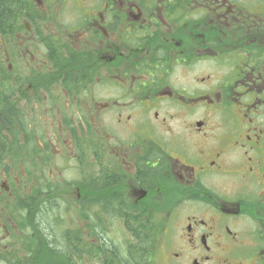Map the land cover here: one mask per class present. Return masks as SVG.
<instances>
[{
  "label": "flooded vegetation",
  "instance_id": "obj_1",
  "mask_svg": "<svg viewBox=\"0 0 264 264\" xmlns=\"http://www.w3.org/2000/svg\"><path fill=\"white\" fill-rule=\"evenodd\" d=\"M0 264H264V0H8Z\"/></svg>",
  "mask_w": 264,
  "mask_h": 264
},
{
  "label": "trees",
  "instance_id": "obj_2",
  "mask_svg": "<svg viewBox=\"0 0 264 264\" xmlns=\"http://www.w3.org/2000/svg\"><path fill=\"white\" fill-rule=\"evenodd\" d=\"M10 8L8 0H0V29L7 26V18L10 16ZM2 115L0 114V118ZM141 264H144L142 261V257L140 259Z\"/></svg>",
  "mask_w": 264,
  "mask_h": 264
}]
</instances>
